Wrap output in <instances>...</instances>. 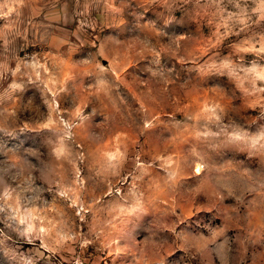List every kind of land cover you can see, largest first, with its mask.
<instances>
[{"label":"rangeland","instance_id":"rangeland-1","mask_svg":"<svg viewBox=\"0 0 264 264\" xmlns=\"http://www.w3.org/2000/svg\"><path fill=\"white\" fill-rule=\"evenodd\" d=\"M181 3L185 0H103L94 10L85 5L91 19L82 21L79 40L74 35L67 43L25 42L23 50L34 46L47 49L44 55L50 75L43 59L21 60L19 50L12 48L24 39L19 32L23 31V15L29 11L26 3L11 0L0 9V50L12 52L0 57V159L6 157L0 173L7 174L14 165L21 182L31 184L27 158H39V153L24 150L43 140L49 159L42 161L40 180L52 189L59 185L58 195L43 202L47 214L36 206L21 209L20 197L5 190V197L14 199L16 207L10 205L7 219H0V264H7L3 255L12 264H37L34 257L47 260L41 264H120L126 255L135 257L133 264H181L187 249L172 240L157 241V233H172L198 215L218 211L227 217L226 230H244L233 218V209L218 207L216 202L201 203L203 187L183 194L179 185L188 178L182 167L186 143L212 138L222 125L227 132L225 120L233 124L235 135L239 131L235 120L252 126L258 114L264 115V0H240L235 5L224 0L220 6L209 0H189L193 23L199 26L196 34L170 36L189 30L186 23H174L165 29L170 35H165L160 30L163 21H173ZM258 17L259 23H254ZM191 30L195 31L194 27ZM114 33L135 38L117 39L111 35ZM32 40L29 35L28 41ZM225 50L231 55L219 70L232 78L235 87L230 89L181 83L183 74L174 80L161 73L144 79V65L150 61L163 60L166 66L175 63L179 68ZM84 52L92 56L76 62L74 58ZM233 59L238 64H233ZM214 69L217 65L211 63L205 71ZM247 73L252 74L251 80ZM94 74L107 75L118 83L131 104L111 95L110 81L97 78L87 86ZM90 108L102 114L103 123L93 122ZM177 115L182 120L177 121ZM82 170L108 179L104 196L87 185L85 191L74 187L81 182ZM113 192L124 203L116 201L94 217L88 213L86 204ZM66 200H71L73 208L79 204L80 211L92 219L89 228L96 239L91 241V249L83 234L71 247H50L44 240L61 215L71 220ZM145 214L154 220L153 235L134 247L130 239L125 244L129 227ZM38 227L40 240L33 241V251L18 255L13 242L18 237L31 238ZM249 227H264V212H253ZM55 235L63 240L71 233L55 231ZM146 235L142 228L141 238ZM178 239L186 245L197 243L196 237L183 233Z\"/></svg>","mask_w":264,"mask_h":264},{"label":"clouds","instance_id":"clouds-1","mask_svg":"<svg viewBox=\"0 0 264 264\" xmlns=\"http://www.w3.org/2000/svg\"><path fill=\"white\" fill-rule=\"evenodd\" d=\"M9 2L11 0H5L4 4H0V9L6 7ZM20 2L26 3L29 11L23 15L21 20L23 31L19 32V35L24 39L19 43H13L12 48L19 50L17 55L21 60L25 57H40L43 59L46 66L45 72L50 75L51 73L47 72L48 60L45 59L44 55L47 49L43 46H34L23 50L25 42L44 45L56 40L60 43H67L74 35L79 40L80 35H77V33L81 32L82 21L91 19L85 5H89L94 10L99 7L103 0H20ZM188 2L189 0H185V3L178 5V9L173 13L175 16L173 21H163V27L160 30L165 35H170L165 29L174 23H186L189 30L183 34H171L170 36L187 37L196 34L199 26L193 23L191 9L187 6ZM197 2L199 3L200 0H197ZM209 3L220 6L224 4V0H209ZM228 3L235 5L239 4L240 0H228ZM178 14H180L179 19ZM253 22L258 24L259 17ZM193 27L195 31L191 30ZM29 35L32 36V41H28ZM111 35H115L117 39L135 38V35L120 36L118 33ZM5 55L11 56L12 52L10 50H0V57ZM230 55L227 50L218 56L213 53L197 64H189L179 68L175 63L166 66L163 60H160L159 63L150 61L144 65V72L147 75V78L144 79H152L154 73H161L163 77L174 80L183 74L181 83L192 81L202 87L230 89L235 87L232 78L219 70V66L225 63ZM91 56V52H84L74 59L76 62H82L88 60ZM231 62L238 64L237 59H233ZM211 63H215L217 69L205 71L206 66ZM246 75L249 80L252 79L251 73ZM97 78L110 81V77L107 75L97 77L94 74L87 81V86L90 87L94 84ZM110 84L111 95L119 96L131 104L130 99L120 89L118 83L110 81ZM97 111L96 108H90L88 115L94 117V123H103V116L97 114ZM176 120L180 121L182 117L177 115ZM223 124L228 125L227 132L223 130L222 125L219 129H216V135L212 138H194L183 146L186 158L182 162V167L185 173L188 174V178L183 179L179 187L183 194H189L203 187L204 192L201 194V203L216 202L218 207L233 209V218L244 225V230H226L228 227L227 217L218 211L210 216L207 214L198 215L194 220L180 225L172 233H157V241L172 240L177 242L178 247L187 249L180 258L181 264H264V227L257 229L249 227L253 212H264V115L258 114L257 122L252 126L246 125L242 120H235L234 127L239 130L235 135L232 134V123L225 120ZM200 127H203V125H200ZM29 149L39 153V158H27L28 163L31 165L28 171V175L32 180L31 184L26 186L21 182L19 170L14 165L10 166L7 174L0 173V219H7L10 214V205L11 208L16 207L14 199L9 201L5 197V190H11L14 197H20L21 209L26 205L36 206L41 208L42 214L48 212V209L43 207V202H50L54 196L58 195L59 185L52 189L40 180L43 167L42 161L49 159V149L46 142L42 140V143L36 146H27L24 152L29 151ZM5 159L6 157L0 159V165H3ZM132 163H135V161L133 160ZM197 165L199 171H197ZM105 167L108 166L105 165ZM112 174L109 168L108 176ZM108 183L109 181L105 176L101 175L98 178L97 174L82 170L81 182H78L74 187L79 191H85L87 185L95 188L101 196H104L108 191ZM29 188L31 191L28 190ZM209 197H211V201ZM116 201L124 203L121 197L113 192L111 196L104 199L94 198L91 203L86 204V207L88 213H92L94 217L97 211L106 210L109 205ZM65 207L70 210L71 220L61 215L55 230L45 236L44 240L47 241L50 247H71L72 244L78 242L80 235L83 234L84 237L89 239V248L91 249V241L96 239L89 228L92 219L88 216V213L80 211L79 204L73 208L71 200L65 201ZM73 222L75 227L72 226ZM153 223V218L147 214L139 221L134 222L128 229L125 244L130 239L134 247L136 243L149 239L153 235L150 232ZM45 227H48V225H45ZM142 228L147 232V235L143 238L140 236ZM39 231L38 227L37 232L31 238L18 237L13 242L18 255L33 251L35 247L33 241L40 240ZM55 231H67L71 235L63 240H58ZM181 233L196 237L197 243L195 245L184 244L182 240L178 239ZM41 246H43V241H41ZM3 257L7 264H12L5 255ZM34 259L37 264H41L42 261L47 262L43 258L37 259L34 257ZM134 259V256L126 255L121 257L119 261L120 264H133Z\"/></svg>","mask_w":264,"mask_h":264}]
</instances>
